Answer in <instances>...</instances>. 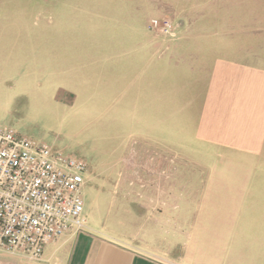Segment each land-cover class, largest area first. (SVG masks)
I'll use <instances>...</instances> for the list:
<instances>
[{
  "label": "rangeland",
  "instance_id": "1",
  "mask_svg": "<svg viewBox=\"0 0 264 264\" xmlns=\"http://www.w3.org/2000/svg\"><path fill=\"white\" fill-rule=\"evenodd\" d=\"M40 2L46 5L45 0ZM49 6L75 17L73 23L66 21L65 29H74L77 36L80 32L76 37L80 48L74 53L66 50L64 56L71 63L60 68L18 62L11 90H0V126L86 163L82 189L86 233L145 236L154 243L174 242L181 249L189 239L190 207L199 203L203 184L210 190L216 184L229 187L233 181L215 179L251 171L232 153L204 148L191 127L215 59L264 68V8L226 4L218 7L222 20L214 18L204 25L185 14L190 7L186 0H155L138 17L130 5L111 11L98 6L90 12L82 5ZM251 14L255 21L250 24L232 23L233 15L242 19ZM161 17L189 25V34L176 48L177 55L145 67L141 81L143 70L124 63L131 60L135 43L151 51L156 48L146 24ZM245 22L255 34H240L251 32L243 29ZM127 28L137 37L126 36ZM189 48L193 54L187 53ZM186 128L185 133L177 132ZM158 189L165 193L161 204L172 210L161 215L152 209L126 212L137 204L157 206L153 193Z\"/></svg>",
  "mask_w": 264,
  "mask_h": 264
},
{
  "label": "crops",
  "instance_id": "2",
  "mask_svg": "<svg viewBox=\"0 0 264 264\" xmlns=\"http://www.w3.org/2000/svg\"><path fill=\"white\" fill-rule=\"evenodd\" d=\"M40 1L0 0L1 91L11 90L12 71L18 62L21 65L42 63L43 66L52 63L55 68H60L65 63H71L69 57L66 59L64 56L66 50L72 53L79 50V40L76 39L80 32L77 36L74 29H65L66 21L73 23L75 17L51 11L50 4L53 8L57 5L73 8L82 5L88 12L97 10L98 6H108L107 10L111 11L130 5L129 8L134 6L135 16L138 17L145 12L144 6L155 0H55L50 4L45 0L44 6ZM186 4L190 7L185 14L190 15L191 20L204 22V25L214 18L217 21L221 19L218 7L226 4L246 5L250 10L264 8V0H186ZM200 4L204 7H198ZM253 16L241 19L233 15L232 23L237 25L248 21L250 24L255 21ZM174 22L181 23L182 39L170 44L163 54H157L155 47H151V51L139 43L131 49V60L124 66H139L143 70L141 81L145 67L154 63L155 59L178 54L176 48L189 34V25L180 20ZM243 26L244 30L251 32H241V35L254 33L246 27V22ZM123 33L130 38L137 37L129 28ZM187 53L194 52L189 48ZM71 59L74 60V57ZM72 64L74 67L75 62ZM209 69L205 91L192 117L194 139L204 148H212L219 154L232 153L243 160V165L247 162L251 171L215 179L233 181L229 187L216 184L210 190L207 184H203V189L199 191V203H192L189 218L186 217L190 224L185 246L177 249L171 241L166 245L151 242L145 236L122 234L117 238L99 237L85 231L68 234L48 244L37 262L28 261L19 253L0 251V264H264V167L258 168L259 163L264 164V68L215 59ZM187 129L177 132L185 133ZM203 180L208 178H200V181ZM146 196L149 197V194ZM162 196L165 193L158 189L157 193H153V197L158 198L157 206L137 204L138 208L131 210L127 207L126 212L140 213L139 209H152L150 212H158L159 215L169 212L172 207L161 204Z\"/></svg>",
  "mask_w": 264,
  "mask_h": 264
},
{
  "label": "built area",
  "instance_id": "3",
  "mask_svg": "<svg viewBox=\"0 0 264 264\" xmlns=\"http://www.w3.org/2000/svg\"><path fill=\"white\" fill-rule=\"evenodd\" d=\"M180 28L166 17L148 21L157 54L182 39ZM87 172L82 160L0 126V251L37 262L48 244L85 232L82 189Z\"/></svg>",
  "mask_w": 264,
  "mask_h": 264
}]
</instances>
